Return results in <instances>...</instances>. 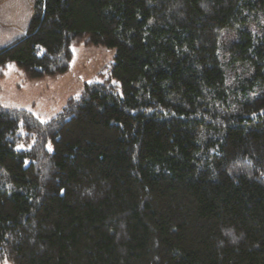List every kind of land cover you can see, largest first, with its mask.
Segmentation results:
<instances>
[{
	"label": "trees",
	"instance_id": "16d2710c",
	"mask_svg": "<svg viewBox=\"0 0 264 264\" xmlns=\"http://www.w3.org/2000/svg\"><path fill=\"white\" fill-rule=\"evenodd\" d=\"M28 2L0 77L115 52L47 121L0 104V263L264 264V0Z\"/></svg>",
	"mask_w": 264,
	"mask_h": 264
},
{
	"label": "rangeland",
	"instance_id": "374dc122",
	"mask_svg": "<svg viewBox=\"0 0 264 264\" xmlns=\"http://www.w3.org/2000/svg\"><path fill=\"white\" fill-rule=\"evenodd\" d=\"M20 4L18 7L8 2L0 7V45L19 35L31 16L26 2L22 0ZM13 7H17V16L11 13ZM71 49L69 69L55 76L28 80L15 64H9L0 77V104L26 109L39 120L47 121L62 110L68 98L79 95L86 82L100 79L99 72L113 60L115 52L113 48L84 41L73 44Z\"/></svg>",
	"mask_w": 264,
	"mask_h": 264
},
{
	"label": "crops",
	"instance_id": "0c3cea01",
	"mask_svg": "<svg viewBox=\"0 0 264 264\" xmlns=\"http://www.w3.org/2000/svg\"><path fill=\"white\" fill-rule=\"evenodd\" d=\"M18 1L19 0H0V7L2 6V5H4V4H6V3H11L12 5H18V7H19V5L21 6V4L20 3H22V0H20L21 2L20 3H18ZM24 2H26V4H27V2H28V0H23ZM29 3V2H28ZM30 7V6H29ZM31 8V7H30ZM11 13L12 14H14L15 16H17L18 15V12H17V7H13V9H11ZM32 13V11L30 12V14ZM29 18H30V15H29ZM1 20V19H0ZM1 23V22H0ZM22 29V30H21ZM21 29H19V30H21V31H19V32H24V30H25V27L24 28H21Z\"/></svg>",
	"mask_w": 264,
	"mask_h": 264
},
{
	"label": "built area",
	"instance_id": "2783aa9c",
	"mask_svg": "<svg viewBox=\"0 0 264 264\" xmlns=\"http://www.w3.org/2000/svg\"><path fill=\"white\" fill-rule=\"evenodd\" d=\"M30 1V0H29Z\"/></svg>",
	"mask_w": 264,
	"mask_h": 264
}]
</instances>
